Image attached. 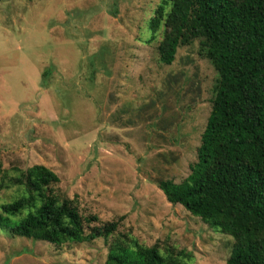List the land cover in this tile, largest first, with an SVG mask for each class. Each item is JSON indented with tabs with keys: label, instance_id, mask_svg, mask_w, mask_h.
I'll use <instances>...</instances> for the list:
<instances>
[{
	"label": "rangeland",
	"instance_id": "374dc122",
	"mask_svg": "<svg viewBox=\"0 0 264 264\" xmlns=\"http://www.w3.org/2000/svg\"><path fill=\"white\" fill-rule=\"evenodd\" d=\"M162 2L0 0V169L43 164L84 215L190 264H226L233 238L157 185L189 174L217 79L202 37L160 61L164 20L150 21ZM14 194L0 189V203ZM106 254L102 238L57 246L0 228V264H104Z\"/></svg>",
	"mask_w": 264,
	"mask_h": 264
},
{
	"label": "trees",
	"instance_id": "16d2710c",
	"mask_svg": "<svg viewBox=\"0 0 264 264\" xmlns=\"http://www.w3.org/2000/svg\"><path fill=\"white\" fill-rule=\"evenodd\" d=\"M163 20L160 61L171 64L180 44L202 37L217 79L189 174L160 180L158 188L169 203L233 238L226 264H264V0H163L150 27ZM58 181L43 164L0 169V189L15 188L13 199L0 203V228L57 246L102 238L104 264H190L183 252L119 232L118 220L84 215L54 188Z\"/></svg>",
	"mask_w": 264,
	"mask_h": 264
}]
</instances>
